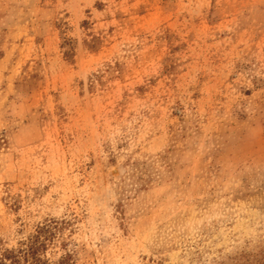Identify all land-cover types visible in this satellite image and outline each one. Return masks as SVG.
<instances>
[{"label":"rangeland","instance_id":"obj_1","mask_svg":"<svg viewBox=\"0 0 264 264\" xmlns=\"http://www.w3.org/2000/svg\"><path fill=\"white\" fill-rule=\"evenodd\" d=\"M55 264H264V0H0V250Z\"/></svg>","mask_w":264,"mask_h":264},{"label":"trees","instance_id":"obj_2","mask_svg":"<svg viewBox=\"0 0 264 264\" xmlns=\"http://www.w3.org/2000/svg\"><path fill=\"white\" fill-rule=\"evenodd\" d=\"M60 227L56 220L38 225L35 233L21 241L18 247L0 250V264H55L46 253L49 246L56 243L57 230L59 231ZM69 256L70 254H67L62 257L56 264L69 263ZM244 264L260 263L247 261Z\"/></svg>","mask_w":264,"mask_h":264}]
</instances>
